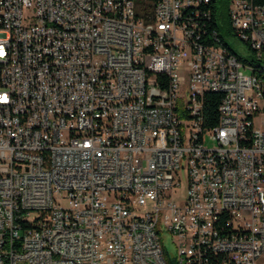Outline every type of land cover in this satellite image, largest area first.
<instances>
[{"label": "built area", "instance_id": "built-area-1", "mask_svg": "<svg viewBox=\"0 0 264 264\" xmlns=\"http://www.w3.org/2000/svg\"><path fill=\"white\" fill-rule=\"evenodd\" d=\"M211 4L0 0V264H264V0Z\"/></svg>", "mask_w": 264, "mask_h": 264}, {"label": "trees", "instance_id": "trees-1", "mask_svg": "<svg viewBox=\"0 0 264 264\" xmlns=\"http://www.w3.org/2000/svg\"><path fill=\"white\" fill-rule=\"evenodd\" d=\"M149 2H158V0H149ZM215 4H211V13H215V17L213 18V28H219L223 34V36L227 35L229 32V6L227 0H214ZM229 50L234 52V54L238 55L235 52L233 47H228ZM241 60L244 59L242 55H238ZM260 70L264 71V66L260 63ZM169 86V79H165V87ZM219 104H220V96L217 94H207L206 96V126L214 127L217 125L219 121Z\"/></svg>", "mask_w": 264, "mask_h": 264}, {"label": "rangeland", "instance_id": "rangeland-1", "mask_svg": "<svg viewBox=\"0 0 264 264\" xmlns=\"http://www.w3.org/2000/svg\"><path fill=\"white\" fill-rule=\"evenodd\" d=\"M228 1V6H230L231 0H227ZM234 42V41H233ZM233 44V43H232ZM233 46H236L235 44H233ZM233 49L235 50L236 53H238V50L240 51L241 48L238 47H233ZM181 72H183V69L181 70ZM245 72L247 74H251V71L249 70H245ZM207 146L208 147H214V143L212 141H207ZM180 181H181V188L178 190L177 194H176V200L178 202H181L182 200H184L186 193H187V176H186V171H183L182 176L180 177ZM62 203L64 205H67V200H62ZM165 245L167 246V248L169 249L170 253L172 255H174V249H173V243L171 242L170 239H168L165 242Z\"/></svg>", "mask_w": 264, "mask_h": 264}, {"label": "bare ground", "instance_id": "bare-ground-1", "mask_svg": "<svg viewBox=\"0 0 264 264\" xmlns=\"http://www.w3.org/2000/svg\"><path fill=\"white\" fill-rule=\"evenodd\" d=\"M229 55H236L234 52L228 49ZM264 66V62H260ZM173 87V79H169V86ZM26 175H38L42 174V166L41 165H26L25 166ZM111 264H126V263H111Z\"/></svg>", "mask_w": 264, "mask_h": 264}]
</instances>
